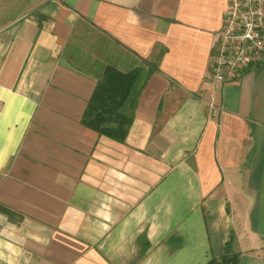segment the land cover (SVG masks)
<instances>
[{
    "label": "crops",
    "instance_id": "1",
    "mask_svg": "<svg viewBox=\"0 0 264 264\" xmlns=\"http://www.w3.org/2000/svg\"><path fill=\"white\" fill-rule=\"evenodd\" d=\"M227 0H0V264H264V64L218 83ZM154 70L123 142L102 69ZM148 246L141 253L140 236Z\"/></svg>",
    "mask_w": 264,
    "mask_h": 264
},
{
    "label": "trees",
    "instance_id": "2",
    "mask_svg": "<svg viewBox=\"0 0 264 264\" xmlns=\"http://www.w3.org/2000/svg\"><path fill=\"white\" fill-rule=\"evenodd\" d=\"M154 68L134 67L121 72L111 65L102 69L87 106L81 124L115 141L123 142L133 121L138 95ZM141 253L148 241L140 236ZM234 236L224 243L222 253L212 256L205 264H238L240 253L233 250Z\"/></svg>",
    "mask_w": 264,
    "mask_h": 264
},
{
    "label": "built area",
    "instance_id": "3",
    "mask_svg": "<svg viewBox=\"0 0 264 264\" xmlns=\"http://www.w3.org/2000/svg\"><path fill=\"white\" fill-rule=\"evenodd\" d=\"M264 64V0H227L209 55V74L224 83Z\"/></svg>",
    "mask_w": 264,
    "mask_h": 264
}]
</instances>
